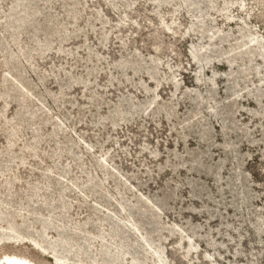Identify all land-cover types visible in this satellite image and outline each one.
<instances>
[{"label":"rangeland","instance_id":"obj_1","mask_svg":"<svg viewBox=\"0 0 264 264\" xmlns=\"http://www.w3.org/2000/svg\"><path fill=\"white\" fill-rule=\"evenodd\" d=\"M0 232L33 264H264V0H0Z\"/></svg>","mask_w":264,"mask_h":264},{"label":"bare ground","instance_id":"obj_2","mask_svg":"<svg viewBox=\"0 0 264 264\" xmlns=\"http://www.w3.org/2000/svg\"><path fill=\"white\" fill-rule=\"evenodd\" d=\"M25 16H26L25 13H22L19 16V19L18 20H21L22 21L25 18ZM18 22H20V21H18ZM202 28H203V26H202ZM204 29L206 30V28H203V30ZM240 46H241V44H240ZM247 47H248L247 45L244 46V48H246V50H250V49H247ZM228 52L229 53L232 52V49H230ZM228 61H232V60L228 58ZM242 71H243V69H242ZM0 264H33V263L30 262L27 258H25L23 256H19V255H16V254H4L1 257V259H0Z\"/></svg>","mask_w":264,"mask_h":264}]
</instances>
